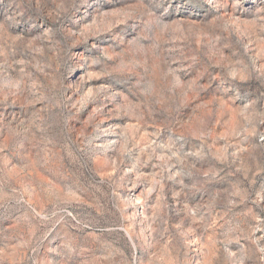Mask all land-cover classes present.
Returning a JSON list of instances; mask_svg holds the SVG:
<instances>
[{
	"label": "rangeland",
	"instance_id": "obj_1",
	"mask_svg": "<svg viewBox=\"0 0 264 264\" xmlns=\"http://www.w3.org/2000/svg\"><path fill=\"white\" fill-rule=\"evenodd\" d=\"M0 264H264V0H0Z\"/></svg>",
	"mask_w": 264,
	"mask_h": 264
}]
</instances>
